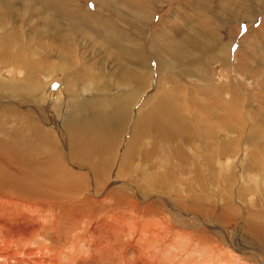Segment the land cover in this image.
<instances>
[{"label":"rangeland","instance_id":"rangeland-1","mask_svg":"<svg viewBox=\"0 0 264 264\" xmlns=\"http://www.w3.org/2000/svg\"><path fill=\"white\" fill-rule=\"evenodd\" d=\"M7 4L12 13H6L0 2V106L5 105L0 110V146L11 147L15 155L11 166L0 161V168L10 177L24 173L53 177L43 174L55 168L61 177L68 171L84 178L82 192L71 196L57 191L66 189L63 186L45 190L34 184L49 192L45 198L55 195L51 205L64 204L54 213H44V222L36 218L29 223L50 226L51 234L57 231V244L45 232L34 241L22 238L27 236L28 222L0 215V264H51L48 260L56 252L62 254L59 264H102L97 248L108 244L99 243L93 234L94 229L102 232L98 218L91 213L75 220L72 216L86 192L92 196L113 189L124 194L123 187L115 188L121 181L126 190L135 185L139 200L149 194L164 198H158V207L150 203L148 215L139 214V222L156 226L151 237L168 241L164 224L174 223L179 215L164 216L163 209L172 210L169 203L185 211L186 219L182 218L191 226L199 222L197 218L210 221L211 214L214 226L225 231L214 234L231 245L223 250L227 262L264 264V0H9ZM9 57L16 61H7ZM24 57L26 63L17 60ZM27 65L35 70L29 71L31 77ZM47 89L60 96L54 104H43L57 125L38 131L32 129L26 105L47 101ZM159 99L171 114L173 131L152 124L151 109ZM86 126L111 142L97 145ZM158 127L169 135L167 144ZM86 141L96 154L92 150V157L77 158ZM123 157H128L126 164ZM39 212L33 216L39 217ZM57 212L61 217L53 215ZM127 220L132 226L133 219ZM254 230L260 236H253ZM127 235V239L118 235L124 238L117 253L122 261L114 258L109 264H132L131 253L137 251L144 259L152 258L151 264H210L214 257L209 246L207 251L198 248L195 255L188 251L189 242L174 238L166 248L153 242L146 255L140 251L142 242L135 243L131 232Z\"/></svg>","mask_w":264,"mask_h":264},{"label":"bare ground","instance_id":"bare-ground-1","mask_svg":"<svg viewBox=\"0 0 264 264\" xmlns=\"http://www.w3.org/2000/svg\"><path fill=\"white\" fill-rule=\"evenodd\" d=\"M7 1L9 0H0V2H2V7H4V10L6 13H8L9 11L11 12L10 10V7L8 4H7ZM58 2V1H57ZM12 13V12H11ZM3 41V40H2ZM5 43V42H3ZM12 43V42H11ZM11 45V44H10ZM9 46V45H8ZM11 48V46H10ZM1 49V48H0ZM8 49V48H6ZM5 50V49H4ZM7 52V51H6ZM10 52V51H9ZM11 56V54H10ZM10 58V57H9ZM13 57H11L10 59H6L7 61H16L15 59H12ZM15 58V57H14ZM5 59V58H4ZM25 57L24 58H18L17 60H22V62H25ZM26 63V62H25ZM23 65V63L21 64ZM32 65H27V69L26 71L28 72L27 74L31 77V75L33 73L29 72V71H33L35 72L34 69L31 68ZM28 76V77H29ZM33 77V76H32ZM52 90V91H51ZM55 94V95H54ZM54 95V97H53ZM45 100L47 101H44V102H41L40 104H36V103H32L30 101L27 102V105L28 106V115H30L29 119L31 121V125H32V129H35V130H38V131H43L41 129V127L45 128L47 126L45 125H57V121L54 120L53 118V115L50 114V110H48L47 108L43 107L44 105L43 104H46L48 103L49 105L51 104H54L56 103L55 101L59 100V94L57 93V91L55 89H47L45 91ZM159 101V102H158ZM157 101L158 105L155 106L153 109H151V112L154 113V120L152 119V124H158L159 126H161L166 132H170V131H173L170 130V126L169 124H171V118H170V115L168 116L166 111L167 110V105H165V101L162 100V99H159ZM17 107V105H15ZM25 107V106H24ZM3 108H5V105H1L0 106V110H3ZM11 108V107H10ZM13 108V107H12ZM27 108V107H25ZM169 108V106H168ZM24 111V110H23ZM27 111V110H26ZM25 111V112H26ZM45 111H48L49 114H45ZM170 111V110H169ZM1 113V111H0ZM22 113V112H20ZM1 115V114H0ZM21 117H19L20 119ZM23 118V117H22ZM152 118V117H151ZM156 118V119H155ZM148 119V117H147ZM145 119H143L142 121H144ZM27 122V120H25ZM24 121V122H25ZM141 121V120H140ZM146 121V120H145ZM24 124V123H23ZM178 124V123H177ZM30 125V126H31ZM139 125H140V122H139ZM139 125H137L136 129L137 131L140 133L141 129L139 128ZM172 125V124H171ZM174 125V124H173ZM187 125V124H186ZM22 126V125H21ZM25 126V125H24ZM157 126V125H156ZM183 126V125H182ZM75 128L74 126H71V128ZM142 127V126H141ZM176 127V126H175ZM31 128V127H30ZM55 128V127H54ZM159 128V127H158ZM184 128L185 131H187V127H181L180 128V131ZM81 129V128H80ZM89 127L86 126V128L84 130H86V132L93 134L94 136V140H96L97 138V145L99 144H102V147H104V144L106 143H110L112 139L108 140L106 139V137H102V139L99 138V135H96L93 132H89ZM178 129V128H177ZM252 129V128H251ZM91 130V129H90ZM160 130V128H159ZM92 131V130H91ZM55 132V131H54ZM83 132V130H82ZM85 132V131H84ZM83 132V133H84ZM85 132V133H86ZM158 132V131H157ZM166 132H162L160 130V133H164V140L163 143H168L169 141V135L166 133ZM78 133V132H77ZM137 133V132H136ZM185 133V132H184ZM75 134V133H74ZM80 134V133H79ZM140 135V134H139ZM36 136V135H35ZM223 136V135H222ZM90 137V136H89ZM224 137V136H223ZM38 138V137H37ZM42 138V137H41ZM45 138V137H44ZM84 139V138H83ZM219 139V137H218ZM43 140V138H42ZM76 140V139H74ZM87 140V139H86ZM224 140V139H222ZM77 141V140H76ZM75 142V141H74ZM91 142V141H90ZM76 143V142H75ZM96 144V143H95ZM76 145V144H75ZM89 145V141H86L85 142V147L83 148H79V150L77 151V158H90L92 157V150H93V156L96 154L95 152V149L92 148L91 146V143H90V146ZM73 146V145H72ZM95 147V146H94ZM97 147V146H96ZM10 148L11 147H6V146H0V161L5 165V166H11V157L12 156V153L10 151ZM76 148V147H75ZM222 148V147H221ZM12 149V148H11ZM98 149V148H97ZM100 152V151H99ZM15 153V152H14ZM73 153V152H72ZM75 153V152H74ZM101 153V152H100ZM129 154V151L127 150L125 152V157L128 156ZM76 156V155H75ZM124 156V154H123ZM73 157V156H72ZM123 157V162L125 160V164H126V160L128 159ZM16 158V157H15ZM14 159V158H12ZM18 161V160H17ZM25 162V161H24ZM130 162V161H128ZM127 162V163H128ZM22 163V162H21ZM99 161L96 162V164H98ZM19 164V163H18ZM32 164V163H31ZM50 164V163H49ZM27 165H29L27 163ZM49 166V165H48ZM53 167V165H51ZM125 166V165H124ZM19 167V166H18ZM15 168V167H14ZM39 168V167H38ZM43 168V167H42ZM46 169V167H45ZM55 171V168H50L48 169L47 168V171L44 172L43 175H47L48 173L50 175H56V176H53V177H32L30 175H26L25 173L22 174L24 175L23 177H10L12 174H9L7 173L4 168H0V215L4 216V218L6 216H10V217H13L14 220H17V222H22V221H27L28 222V225L29 223L33 222L36 220V218L40 219L42 222L43 219L45 218V214L48 210L51 211V213L53 212H56L58 211V206H57V202L55 201L52 205L51 203L54 201V199H56L53 195L49 196V198H45L44 196L46 194H48L49 192H46L45 190L48 188H57V187H60V186H63L65 187L66 189H57V191L59 192H62V193H66L67 195H76L79 193L82 192V179L78 178V177H75L73 175H71L70 173H68V171H66V174H65V177H61L60 175H57L54 173ZM57 172H58V168H56ZM60 170V169H59ZM25 171V170H23ZM31 171H32V167H31ZM42 171V170H41ZM62 171V169H61ZM65 171V170H63ZM43 172V171H42ZM20 173V172H19ZM28 173V171H27ZM30 173V172H29ZM36 173V172H35ZM32 174V173H31ZM63 174V172L61 173V175ZM33 175V174H32ZM60 176V177H59ZM94 178H97V177H94ZM99 179V178H98ZM100 180V179H99ZM125 181V180H124ZM84 182H85V179H84ZM41 184L43 186H45V190L42 189V188H39V187H35L34 184ZM105 183V182H104ZM130 183V182H129ZM132 183V182H131ZM56 184V186H55ZM111 184V183H110ZM55 186V187H54ZM132 186V185H130ZM135 185L132 186V188H129V189H125V183H123L122 181L121 182H118V185L115 186V188L117 189V187H123V193H119L118 191L116 190H109L108 192H104L102 189L101 191H97V192H94L91 196L90 193H84L83 194V201L80 203V210L77 211L73 216H72V220H75L76 217H83L84 214H93L95 217H97L98 219H95L96 221V224H98L97 226H99L101 229H102V232H99V231H96L94 229L93 231V234L96 236V237H99L101 239V241L99 243H106L108 244V246L106 247H98L97 248V253H98V259L101 260L102 264H109L112 262V260L114 258H119V262L122 261V257L120 255H117V253L120 251V247H119V240H123L124 238L127 239L129 236L127 235V233L131 232L132 235H134L133 237L136 238L135 239V243L139 244V241L142 242V245H143V248L140 249L141 252H146V255L149 254V247H150V244H152L153 242H156L157 245L158 243H162V245L165 246H170L171 244V241L172 239L174 238L175 241H184L186 240L187 242H189V249L188 251H190L192 254H195L196 255V252H197V249L198 248H202L204 247L207 251V247L209 246L208 249H210V252L212 251L213 253L211 255H213L214 257L211 258V263L210 264H231L229 262L226 261L227 259V255H224L223 253V250L224 249H228V247L230 248L231 245H227L226 246V243L225 240H223L222 242H220V238L217 237L214 232L215 231H218V233L220 232V235H223V232L224 229L223 227L220 228L218 226H214V224L212 223L211 221V214L209 215L208 213L209 212H206L205 214L206 215H209L210 216V221L208 220L207 222H205L204 220L202 219H199V222H195V225L194 226H191V223L188 225V223H185V211H179L175 205L174 207L172 205H169L168 203V206L169 208H171L172 210L170 209H163V212H164V216L166 217H170L172 219L173 217V212H178L177 214H179L176 218L177 220H174V223H168L165 222L164 225L165 226V229H163V232L166 235H168V241H165L164 238H161L159 237L158 240H157V237L156 235H153V237H151V233L150 231H153L151 230V228H155L156 226H145V224L141 221L139 222V214L141 213H148L149 212H152L151 208H152V204H156L157 207L160 205L159 203V200L160 199H164L163 197H154L152 196L151 194L147 195L146 197H144L143 199L139 200V194L137 191V188L134 187ZM48 187V188H46ZM85 187V186H84ZM109 187V186H108ZM95 188V187H94ZM86 188H83V190L85 191ZM53 192V190H51ZM54 191H56V189H54ZM94 191V190H93ZM106 191V190H105ZM131 191V192H130ZM179 191V190H178ZM92 192V191H91ZM141 194V193H140ZM262 194V193H260ZM66 195V196H67ZM143 195H146L143 194ZM264 195V194H262ZM141 196V195H140ZM77 197V196H76ZM92 197V199H91ZM152 197L155 198V200H150L149 203H146L145 201L146 200H149L151 199ZM66 198V197H65ZM160 198V199H158ZM68 199V198H67ZM73 199V198H72ZM78 199V198H77ZM111 199L112 203L109 201ZM158 199V200H157ZM53 200V201H52ZM65 200V199H64ZM68 202V201H66ZM72 202V201H71ZM111 204H110V203ZM171 203V202H170ZM264 203V202H263ZM63 204V203H62ZM72 204V203H71ZM79 204V203H78ZM192 204V203H191ZM51 205V206H50ZM64 205V204H63ZM74 205V203H73ZM194 205V204H193ZM50 206V207H49ZM70 206V205H69ZM192 206V205H191ZM196 208L197 206L194 205ZM203 207V206H202ZM72 208V207H71ZM163 208V207H162ZM262 208V207H261ZM61 209V208H60ZM79 209V208H78ZM115 209V211H114ZM154 209V208H153ZM208 209V208H207ZM41 210V212H39ZM66 209H64L65 211ZM75 210V209H73ZM112 211L111 214H107L106 213L108 211ZM204 210V209H203ZM210 210V209H209ZM62 211V210H61ZM68 211V210H67ZM80 211L82 213V215L80 214ZM226 211V210H225ZM35 212H39V217L38 216H33V214ZM227 212V211H226ZM230 212V211H229ZM203 213V212H202ZM44 214V215H43ZM50 214V213H49ZM104 214V216H102ZM154 214V213H153ZM188 214V213H187ZM193 214V213H192ZM37 215V214H36ZM53 215H57L59 217H61V213L60 212H57L56 214H53ZM111 215V216H110ZM152 215V214H151ZM158 215V214H157ZM195 215V214H194ZM0 216V218L2 217ZM145 216V215H144ZM182 216H184V218H182ZM189 217V215H188ZM195 217V216H194ZM226 216H221L219 217V221H222V219H224ZM231 217V216H230ZM19 218V220L17 219ZM47 218V217H46ZM53 218V216H52ZM65 218V217H64ZM128 218H132L133 220L131 221L132 223V226L131 224L128 223ZM152 218V217H151ZM165 218V217H164ZM49 219V217H48ZM66 219V218H65ZM101 219V220H100ZM192 219V218H191ZM196 219V218H195ZM160 220V219H158ZM55 221V220H54ZM54 221H50V222H54ZM61 221V220H59ZM90 221V220H89ZM171 221V220H170ZM191 221V220H190ZM228 222V220H226ZM37 222V220H36ZM130 222V221H129ZM187 222V221H186ZM193 222V221H191ZM225 222V221H224ZM223 222V223H224ZM3 224V221H0V228L2 227L1 225ZM6 224V223H5ZM18 224V223H17ZM25 224V223H24ZM27 224V223H26ZM32 224V223H31ZM43 224V223H42ZM42 224H35V225H29L27 228L29 229H23L24 230V233L27 235L26 238L23 237L22 235V238L24 239H27L28 237L31 238L33 240V237L34 236H39L42 232H45L46 235L45 236H49V238L52 239L53 243H56L59 241V236H58V232L56 231V233H49V228L50 226H48L49 228L44 227L42 226ZM51 224V223H49ZM56 224V222H55ZM15 225V224H14ZM54 225V224H53ZM160 225V224H159ZM193 225V224H192ZM227 225V224H226ZM60 226V225H59ZM58 226V227H59ZM163 226V225H161ZM200 226H202L205 230H202L200 228ZM9 227V226H8ZM191 227H194V228H191ZM13 228V227H12ZM19 229H22L21 227ZM53 229V228H52ZM62 229V228H61ZM65 229V227H64ZM20 232L22 230H19ZM18 231V234H21L19 233ZM129 231V232H128ZM256 230H254L253 232V236H260L259 234H257L255 232ZM55 232V231H54ZM172 233H174V235H172ZM3 234V233H2ZM5 234V233H4ZM192 234V235H191ZM1 235V233H0ZM69 235V234H68ZM118 235H122L123 237H119ZM130 235V234H129ZM191 235V237H190ZM2 236V235H1ZM8 236V235H7ZM14 236H15V233H14ZM13 236V237H14ZM18 235H16V238H17ZM163 236V235H162ZM251 236V234H250ZM70 237V236H69ZM68 237V238H69ZM143 237L145 239V237L147 238L146 241L143 240ZM1 238V237H0ZM37 238V237H36ZM64 238V236L62 237ZM61 238V239H62ZM67 238V239H68ZM225 238V237H224ZM9 239V238H7ZM46 239V238H45ZM72 239V238H71ZM93 239V238H91ZM263 239H264V235H263ZM30 240V241H32ZM38 240V239H37ZM44 240V239H43ZM73 240V239H72ZM88 240V239H87ZM8 241V240H7ZM13 241V240H12ZM29 241V242H30ZM34 241V240H33ZM32 241V242H33ZM66 241V240H65ZM74 241V240H73ZM72 241V242H73ZM185 241V242H186ZM5 242V241H3ZM26 242V240H25ZM60 242V241H59ZM64 242V241H63ZM67 242V241H66ZM64 242V244L66 243ZM70 242V241H68ZM179 242V243H180ZM36 243V242H35ZM74 243V242H73ZM123 243V242H122ZM31 244H34V243H31ZM63 243H61L62 245ZM89 244V242H88ZM2 245V244H1ZM8 245V244H7ZM30 246V243L28 244ZM36 246V244H34ZM68 245V243H67ZM66 245V246H67ZM122 245V244H121ZM177 245V244H176ZM175 245V246H176ZM188 245V243H187ZM186 245V246H187ZM33 246V247H35ZM52 246V245H51ZM56 246V245H55ZM70 246V245H69ZM75 246V245H74ZM104 246V245H103ZM138 246V245H137ZM181 246V244H180ZM224 246V247H223ZM64 247V246H63ZM68 247V246H67ZM177 247V246H176ZM179 247V246H178ZM183 247V246H182ZM31 248H32V245H31ZM80 248V247H79ZM86 248V247H85ZM151 248V247H150ZM162 248V247H161ZM160 248V249H161ZM166 248V247H165ZM164 248V249H165ZM175 248V247H174ZM185 249V247H183ZM50 249V248H49ZM52 249V248H51ZM50 249V250H51ZM56 250L58 248H55ZM133 249V248H132ZM138 249V248H137ZM163 249V248H162ZM163 249V250H164ZM182 249V250H184ZM204 249V250H205ZM15 250V249H14ZM25 250V249H23ZM31 250V249H30ZM37 250V248H36ZM66 250V249H65ZM96 250V249H95ZM134 250V249H133ZM203 250V251H204ZM26 251H29V250H26ZM39 251V249H38ZM46 251V250H45ZM64 251V250H63ZM69 251V250H68ZM66 251V252H68ZM77 251V250H76ZM79 251V250H78ZM135 251V250H134ZM160 251V250H159ZM166 251V250H165ZM19 252H22V250H19ZM24 252V251H23ZM75 252V251H74ZM140 252V253H141ZM162 252V251H161ZM164 252V251H163ZM182 252V251H181ZM185 252V251H184ZM2 253V252H1ZM0 253V254H1ZM6 253V252H5ZM29 253V252H28ZM65 253V252H64ZM70 253V252H69ZM68 253L69 257H70V254ZM172 253V252H171ZM203 253V252H202ZM201 253V254H202ZM16 254V253H15ZM20 254V253H19ZM24 254H27L24 253ZM30 254H31V251H30ZM75 254V253H74ZM124 254V253H123ZM133 254V255H132ZM142 254V253H141ZM162 254V253H161ZM168 254V253H167ZM177 254V253H176ZM181 254V253H180ZM189 254V253H188ZM187 254V255H188ZM207 254V252L205 253V255ZM258 254H262L261 252H259ZM2 255V254H1ZM3 255H5L3 253ZM9 255V253L7 254ZM21 255H23L21 253ZM35 255V254H34ZM131 259H132V264H151V262H154V260L152 258H149L150 260H148V257L147 259H144L142 257L139 256V251H137L136 253H131ZM150 255V254H149ZM159 255V254H158ZM186 255V256H187ZM210 255V256H211ZM26 256V255H25ZM61 256L62 254L56 252V254L52 255V257L48 260L51 264H59V263H56V262H61ZM72 256V255H71ZM166 256V254L164 255ZM172 256V255H171ZM176 256V255H175ZM180 256V255H178ZM183 256V255H182ZM38 257V256H37ZM73 257V256H72ZM158 257V256H157ZM160 257V256H159ZM181 257V256H180ZM212 257V256H211ZM218 257H221L220 259ZM7 258V257H6ZM6 258L5 261H6ZM9 258V257H8ZM23 258V256H22ZM59 258V260H58ZM171 258V257H170ZM185 258V257H184ZM188 258V257H187ZM192 258V257H191ZM19 259V258H18ZM34 259V258H33ZM163 259V258H162ZM197 259V258H196ZM195 259V261H196ZM209 259V258H208ZM8 260V259H7ZM12 260V258L10 259ZM25 260V259H24ZM206 260V259H205ZM13 261V260H12ZM19 261V260H17ZM46 261V260H45ZM207 261V260H206ZM1 262V261H0ZM3 262V260H2ZM10 262V261H9ZM198 262V261H197ZM205 262V261H204ZM202 262V263H204ZM8 263V262H6ZM11 263V262H10ZM14 263V262H13ZM12 263V264H13ZM17 263V262H16ZM171 263V262H170ZM201 262H199L200 264ZM258 263V262H257ZM260 263H262V260L260 259ZM3 264V263H2ZM30 264V263H29ZM124 264V263H122ZM163 264V263H161ZM207 264V263H206ZM247 264H250V263H247Z\"/></svg>","mask_w":264,"mask_h":264}]
</instances>
